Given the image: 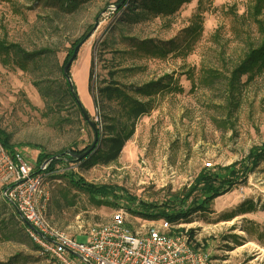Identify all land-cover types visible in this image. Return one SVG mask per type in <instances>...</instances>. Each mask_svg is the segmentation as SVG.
I'll return each mask as SVG.
<instances>
[{"label":"rangeland","instance_id":"rangeland-1","mask_svg":"<svg viewBox=\"0 0 264 264\" xmlns=\"http://www.w3.org/2000/svg\"><path fill=\"white\" fill-rule=\"evenodd\" d=\"M47 1L0 0V38L27 50L55 49L52 81L60 84V67L72 43L93 26L70 74L99 126L101 117L88 90L92 58L95 95L110 77L126 85L161 81L150 98L141 97L150 99L151 108L138 118L115 161H65L45 177L47 215L55 227L86 241L93 228L111 221L122 208L127 222L144 232L153 220L142 217L145 221L138 222L139 215L129 207L187 192L202 169L240 161L264 144V67L229 84L234 67L260 38L247 16L248 0H192L170 15L150 13L141 0H127L120 11L119 0H81L67 10L59 0ZM35 78L0 59V126L12 143L23 144L18 150L34 169L40 150L28 144L52 153L82 150L93 138L70 100L47 107ZM70 173L86 183L116 187L114 196L77 187ZM2 189L0 178V264H57L30 241L17 209L2 198ZM175 223L180 230L194 229L217 264H264V160L245 182L215 198L208 210Z\"/></svg>","mask_w":264,"mask_h":264},{"label":"trees","instance_id":"trees-1","mask_svg":"<svg viewBox=\"0 0 264 264\" xmlns=\"http://www.w3.org/2000/svg\"><path fill=\"white\" fill-rule=\"evenodd\" d=\"M43 1L49 2L47 0ZM59 1L61 2L62 10H67L68 7H70V9L76 8L81 0ZM138 1L139 0H133V3ZM191 1L192 0H141L143 7L148 8L149 12L154 15L173 14L182 2ZM121 2L122 1L119 0L117 3V11L122 9L127 0L123 4ZM248 2L249 7L247 9V16L256 25L260 38L255 46H251L248 49L245 58L234 67L231 80L229 81L231 85L234 83L233 81L242 74L252 73L255 71V68L264 67V0H248ZM92 29L93 26H90L82 36L72 43L60 67V73L62 75V83L60 84H55L52 81L53 76L50 63L52 59L56 57L55 49L46 46L27 50L18 43L8 42L0 38V59L2 62L12 67H18L36 74L34 84L45 100L47 107L51 109L60 107L65 99L68 101L70 100L81 113L85 122L84 125L93 133L92 142L95 139L96 133L99 136L97 149L81 160H75L71 156V153H82L91 144L87 145L82 150L71 148L70 150L64 149L60 152L52 153L45 151L39 145L28 144L40 150L37 156L35 172H37L40 166L47 160H50L47 166V172L49 173H52L57 169L56 166L58 164H63L65 161L87 162V164L90 165H107L115 161L119 157L126 141L134 134L138 118L146 114L151 108L150 99L143 100L141 97L150 98L161 86V81H149L141 85H126L110 77L106 84L97 86V93L95 95V85L93 83L94 58H92L89 68L88 90L94 99V103L101 117V126H99V121H94L95 127H91L77 104L79 94L75 83L73 82L74 86L73 89H71L69 82L63 74V68L72 56L74 48L82 40L88 38L89 32L92 31ZM0 143L11 154L15 153L23 146L21 143H12L11 135L1 126ZM262 160H264V144L261 147L252 148L240 161L226 166H217L216 169H202L187 192L183 191L179 195H172L161 203L140 201L137 208L129 207L128 209L135 215L151 220L166 218L173 224L179 220H187L198 211L208 210L210 203L215 200V198L225 194L238 183L245 182L250 176V173L255 170ZM70 176L72 182L85 191L106 198L108 196H114L116 187L107 185L98 186L92 183H86L82 178L77 177L75 173H70ZM23 226L25 228L24 222ZM189 235L191 237L196 235L195 230L190 229Z\"/></svg>","mask_w":264,"mask_h":264},{"label":"built area","instance_id":"built-area-1","mask_svg":"<svg viewBox=\"0 0 264 264\" xmlns=\"http://www.w3.org/2000/svg\"><path fill=\"white\" fill-rule=\"evenodd\" d=\"M47 166L43 163L35 172L21 151L11 154L0 143L2 198L30 224H25L26 234L41 255L57 264H217L196 235H189L190 229L160 218L146 231H137L122 208L111 221L93 228L86 241L76 240L49 221ZM136 220L145 221L140 216Z\"/></svg>","mask_w":264,"mask_h":264},{"label":"water","instance_id":"water-1","mask_svg":"<svg viewBox=\"0 0 264 264\" xmlns=\"http://www.w3.org/2000/svg\"><path fill=\"white\" fill-rule=\"evenodd\" d=\"M95 27H96V25L94 26V28ZM91 33H92V31H90L88 37L91 35ZM84 41L85 40H82L74 48V51H73L72 56L69 58V60L67 61V63L64 65V68H63V74L66 77L67 81L69 82L71 89H73L74 84H73L71 75L69 74V69H70L73 61L76 59L77 54H78V51H79L80 47L82 46V44L84 43ZM77 104H78V106H79V108H80L83 116L85 117L86 121L91 125V127L94 128L95 127V123H94L93 119L90 117L88 110L84 107V105L81 102L80 98H77ZM98 140H99V136L96 133L94 141L91 143V145L85 151H83L82 153H71V156L75 160H81V159H83L84 157H86L87 155L91 154L92 152H94L97 149V147H98ZM49 162H50V160H47L44 163H49ZM20 217H21L22 221L25 224H27L28 226H30V224L27 221H25L22 216H20Z\"/></svg>","mask_w":264,"mask_h":264}]
</instances>
